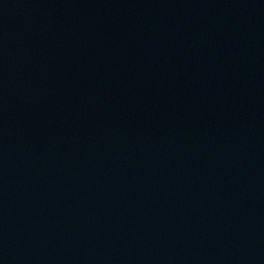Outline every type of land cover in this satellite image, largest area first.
Here are the masks:
<instances>
[{"label":"water","instance_id":"obj_1","mask_svg":"<svg viewBox=\"0 0 264 264\" xmlns=\"http://www.w3.org/2000/svg\"><path fill=\"white\" fill-rule=\"evenodd\" d=\"M0 264H264V0H4Z\"/></svg>","mask_w":264,"mask_h":264}]
</instances>
